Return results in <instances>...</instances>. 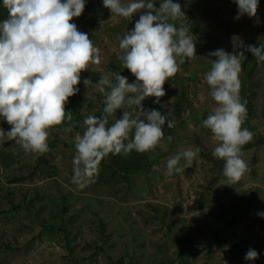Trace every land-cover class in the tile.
<instances>
[{"label":"rangeland","instance_id":"obj_1","mask_svg":"<svg viewBox=\"0 0 264 264\" xmlns=\"http://www.w3.org/2000/svg\"><path fill=\"white\" fill-rule=\"evenodd\" d=\"M174 2L184 13L195 52L165 81L159 103L154 97L142 101L145 109L170 113L174 127L168 129L166 120L162 131L172 139L148 152H130L129 167H146L129 179L116 169L126 170V162L111 163L109 158L118 157L109 154L84 187L71 182L74 136L83 131L84 116L101 114L104 96L87 99L83 80L95 83L108 72L135 80L120 66L117 36L132 30L143 10L125 19L111 16L101 0H85L81 15L70 21L100 49V64L90 67L102 71L80 74L79 92L65 105L73 114L67 122L72 131L61 130L66 124L52 129L47 152H25L14 141L0 144V264H264V218L257 215L264 212V62L244 51L249 44H264V0H259L258 23L246 15L234 19L233 0ZM6 15L0 8V19ZM218 48L244 51L242 127L252 133L241 152L251 171L228 185L223 161L211 154V133L199 127L215 106L203 76L213 59L208 53ZM0 128L7 131L10 125L0 120ZM189 146L200 149L193 163L182 161V174L165 175L166 159ZM249 248L258 253L251 262L244 260Z\"/></svg>","mask_w":264,"mask_h":264},{"label":"clouds","instance_id":"obj_2","mask_svg":"<svg viewBox=\"0 0 264 264\" xmlns=\"http://www.w3.org/2000/svg\"><path fill=\"white\" fill-rule=\"evenodd\" d=\"M101 2L111 16L125 19L143 10L133 29L117 36L120 66L135 80L128 82L120 72L104 73L95 83L89 78L83 80L87 99L100 93L104 100L101 114L84 116L83 131L74 136L71 182L78 187L90 182L109 154L144 153L162 139L171 141V135L162 131L166 120L168 129L174 127L170 113L145 109L142 101L154 97L153 103H159L165 95V81L177 74L185 58L195 52L179 2L159 0L158 8L154 7L155 0ZM233 3L237 7L234 19L256 17L259 0ZM84 7L85 0H0V8L7 13L0 19V120L10 125L7 131L0 128V144L14 141L25 152L45 153L52 129L66 124L61 130L72 131L67 122L73 120V114L65 108L68 98L79 92L77 85L83 71H102L90 67L100 64V49L87 33L70 23ZM244 51L258 63L264 62V44H249ZM244 51L228 53L218 48L208 53L213 59L203 76L215 106L199 127L211 133L215 142L211 154L223 161L222 176L227 185L251 171L241 156L243 146L252 139V133L242 127L247 115L246 101L239 94ZM84 107L86 104L81 111ZM117 110H121L119 118ZM188 115L186 111L184 116ZM199 151L189 146L170 155L164 174H182L185 165L181 162L191 165ZM257 215L264 218V212ZM257 258L252 248L244 255L248 262Z\"/></svg>","mask_w":264,"mask_h":264},{"label":"trees","instance_id":"obj_3","mask_svg":"<svg viewBox=\"0 0 264 264\" xmlns=\"http://www.w3.org/2000/svg\"><path fill=\"white\" fill-rule=\"evenodd\" d=\"M256 45H258L257 43H255V46ZM249 55L250 56H252L251 55V53H249ZM253 57V56H252ZM167 135H169V132H166V136ZM112 155H110V157H111ZM115 157H118V158H113V157H111V158H113V159H110L109 158V162H111V163H113V162H116L117 160H120L121 159V161L122 162H126V166L128 167V168H126V170H125V168L124 167H122L121 165H117V171L122 175V176H124L125 178H131L132 176H134V174H136L138 171H140V170H144V168L146 167L145 165H141V166H139V168L137 169V170H135V169H133L132 167L133 166H130L129 167V164L128 163H130V161L133 159V153H129V154H127V155H124V154H117V155H115ZM133 161V160H132ZM104 163H107V160H106V162H104ZM114 172V170L112 169V172L111 173H113Z\"/></svg>","mask_w":264,"mask_h":264}]
</instances>
